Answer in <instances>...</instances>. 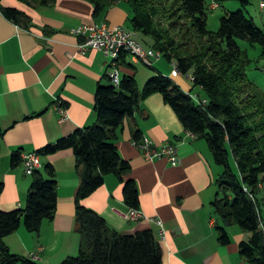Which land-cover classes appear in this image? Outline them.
<instances>
[{"label":"crops","instance_id":"0c3cea01","mask_svg":"<svg viewBox=\"0 0 264 264\" xmlns=\"http://www.w3.org/2000/svg\"><path fill=\"white\" fill-rule=\"evenodd\" d=\"M122 3L95 18L94 6L87 0H57L52 6L38 8H30L19 0L2 1L4 7L16 8L30 19L27 26L18 25L0 10L3 211L24 209L32 183L23 164L13 167L16 152L39 154L47 146L99 124L96 93L100 84L107 85L110 61L98 51L83 54L79 49L82 41L73 31L83 24L125 27L128 16L120 8ZM169 64L167 68L160 64L159 68L154 62L153 67H148L128 57L121 76H135L142 91L156 72L171 76L175 66ZM172 78L184 92H195L188 79ZM60 107L67 110L65 121L61 119ZM137 132L141 133L140 141L150 139L157 148L176 147L181 164L173 166L166 158L147 160L133 145ZM116 134L119 153L131 165L125 181L134 180L139 189L142 218L128 219L132 209L124 200V182L114 175L107 176L103 187L83 201L86 208L99 213L121 234L152 230L162 248L163 264H249L241 255L240 245L250 239V234L232 226L226 229L230 244L219 242L221 221L213 202L219 190L216 182L220 166H213L206 142L185 130L161 94L142 101ZM40 157L39 171L47 177L46 167L51 165L56 173L55 216L43 222L39 233L22 225L5 241L15 255L39 264H61L80 253L75 198L81 179L72 149ZM158 220L163 222L165 238Z\"/></svg>","mask_w":264,"mask_h":264},{"label":"trees","instance_id":"16d2710c","mask_svg":"<svg viewBox=\"0 0 264 264\" xmlns=\"http://www.w3.org/2000/svg\"><path fill=\"white\" fill-rule=\"evenodd\" d=\"M2 1L0 10L9 20L24 26L30 23L26 13L4 7ZM19 1L30 8L57 2ZM87 1L94 6L95 18L118 2H127L133 11L132 30L150 38V48L159 51L168 63H175L183 75H192L193 90H202L205 98L200 99L202 104L196 102L173 78L160 72H156L142 91L135 76L122 75L117 87L107 75V85L100 84L96 93L99 124L79 130L39 152L40 156H50L72 149L81 179L75 198L80 253L61 264H163L162 248L152 230L121 234L99 213L83 205L85 199L103 187L107 176L114 175L124 182V200L128 207L140 209L137 183L125 181L131 165L119 153L116 131L134 116L142 101L154 94L163 96L189 134L206 142L214 162L223 168L213 202L221 221L219 242L230 244L226 229L238 226L251 235L241 243V255L249 264H264V221L258 200L264 185V88L250 79L254 60L239 45V41H245L251 47L260 46L258 60H264V31L245 14L252 0H238L243 9L222 18L218 32L209 30L204 0ZM176 15L186 20L184 28L175 21L169 28L162 25V18V21L171 20ZM128 57L122 56L120 71L122 66H127ZM135 140L140 142V132L136 133ZM1 152L0 141V156ZM22 154L18 151L13 155V167L23 164ZM46 170L47 177L39 170L32 175L24 209L5 212L0 206V264H39L13 254L5 240L22 225L32 233H39L43 222L54 218L58 183L54 168L47 165ZM3 191L0 174V197Z\"/></svg>","mask_w":264,"mask_h":264},{"label":"built area","instance_id":"2783aa9c","mask_svg":"<svg viewBox=\"0 0 264 264\" xmlns=\"http://www.w3.org/2000/svg\"><path fill=\"white\" fill-rule=\"evenodd\" d=\"M73 34L81 39L79 49L83 54L88 50H94L101 52L105 58L109 60V57L114 52L115 46H134L136 48V57H132L136 62H140L145 65V61H152V67L157 59V56L153 55V49L144 47L139 40L130 32L127 28L123 26L111 27L108 24L97 25V24H83L73 31ZM172 75L178 77L183 76L179 71L178 67L175 66ZM109 76L112 83L115 86H120L121 84V71L111 68ZM187 79L194 83L195 78L191 75H187ZM198 102L203 103L198 95H195ZM206 103V101L204 102ZM59 111L62 115V121L67 120V110L64 107H60ZM133 145L140 149L145 158L149 161H154L156 159L166 158L173 166H178L181 164V159L177 148L171 145L164 147H155L150 139L145 138L143 141H134ZM23 167L26 175L32 176L41 167V158H30V153L23 154ZM142 218V213L140 210H132L128 216V219H140ZM158 225L161 227L160 233L162 238H165L166 231L163 227V222L158 220Z\"/></svg>","mask_w":264,"mask_h":264},{"label":"rangeland","instance_id":"374dc122","mask_svg":"<svg viewBox=\"0 0 264 264\" xmlns=\"http://www.w3.org/2000/svg\"><path fill=\"white\" fill-rule=\"evenodd\" d=\"M204 1L206 4V10H207V14H208L209 30L212 32H218L219 31L222 18L226 17L227 15H229L231 13H235V12H238L241 9H243L238 0H204ZM120 8H122V11L125 13L124 14L125 17L128 16V18H126L127 23L125 25V28L131 29V24L129 22V19L132 18V16H133V11L131 9V6L127 2H123L120 5ZM245 14L247 15V17L253 18L256 25L262 31H264V0H252L250 5L246 8ZM162 19H161V22L165 28L171 27V25L174 21L180 27H183V28H184V25L186 23V20L185 19L181 20L180 18H178V15H176V18L174 17V19H171V20L168 18H165L162 21ZM184 30H186V28ZM176 32H177V29L173 31V34H176ZM137 39L139 40V42L144 47L147 45L149 46L152 43V40L150 38H147L140 33H137ZM239 45L241 46V48L243 50H247L251 59L254 60V63L249 70L250 79L259 83L264 88V60H261V61L258 60V58L261 54V50H262L261 47L260 46L251 47L245 41H239ZM146 48H150V46L146 47ZM156 60L157 61H155V62H156V64H159V66H157L159 68H160V64L162 66H164L165 68L171 66L165 58H160V59H156ZM172 64H174V66H177L175 63H172ZM170 68H169V70H170ZM180 77L182 79H187V75H183ZM193 94L198 95L199 98L201 97L200 99L205 98L204 92L200 89H196ZM202 142H205V141H202ZM211 162H212L213 166L216 168V163L214 161H211ZM218 168L221 170L220 174H222L223 168L222 167H218ZM220 174H219V176H220ZM258 200H259V204H260V208H261V215H262L263 221H264V185H263V188H262L260 194L258 195Z\"/></svg>","mask_w":264,"mask_h":264},{"label":"bare ground","instance_id":"6f19581e","mask_svg":"<svg viewBox=\"0 0 264 264\" xmlns=\"http://www.w3.org/2000/svg\"><path fill=\"white\" fill-rule=\"evenodd\" d=\"M129 31L132 32L134 34V36L137 38V34L134 31H132V30H129ZM124 55L125 56L128 55L129 57H136V48L134 46H115L114 52L109 57L111 68H115L116 70H120L119 69L120 66L118 67V65H119V62L121 61L122 56H124ZM153 55L157 56V59L162 58V55L159 51L153 50ZM145 65L148 67H152V61H145ZM167 77L172 78V77H176V76L171 74V76H167ZM188 94L191 95V97L196 102H198V99L196 98V96L194 94H191V93H188ZM198 103H200V102H198ZM30 158H41V157L36 152H33V153L30 152Z\"/></svg>","mask_w":264,"mask_h":264}]
</instances>
